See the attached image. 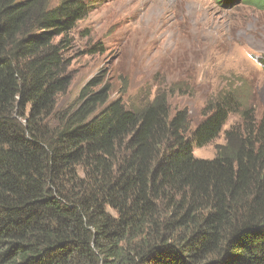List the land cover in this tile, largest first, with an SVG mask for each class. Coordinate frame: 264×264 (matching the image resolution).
<instances>
[{"label": "trees", "instance_id": "trees-1", "mask_svg": "<svg viewBox=\"0 0 264 264\" xmlns=\"http://www.w3.org/2000/svg\"><path fill=\"white\" fill-rule=\"evenodd\" d=\"M93 11L0 0V264H264V119L237 91L194 130L165 93L132 110L97 78L57 108Z\"/></svg>", "mask_w": 264, "mask_h": 264}, {"label": "rangeland", "instance_id": "rangeland-1", "mask_svg": "<svg viewBox=\"0 0 264 264\" xmlns=\"http://www.w3.org/2000/svg\"><path fill=\"white\" fill-rule=\"evenodd\" d=\"M90 1L94 11L69 37L73 80L59 110L97 78L132 110L165 93L173 114L189 111L193 130L209 104L234 90L264 119V9L244 0ZM240 122L232 116L225 128ZM224 143L222 135L195 156L212 159Z\"/></svg>", "mask_w": 264, "mask_h": 264}]
</instances>
